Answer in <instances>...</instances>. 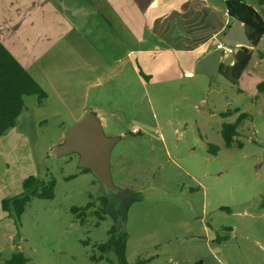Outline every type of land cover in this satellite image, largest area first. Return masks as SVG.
Here are the masks:
<instances>
[{
	"label": "rangeland",
	"instance_id": "374dc122",
	"mask_svg": "<svg viewBox=\"0 0 264 264\" xmlns=\"http://www.w3.org/2000/svg\"><path fill=\"white\" fill-rule=\"evenodd\" d=\"M246 1L264 18V6ZM257 48L249 69L264 77V38ZM39 67L29 70L41 78ZM105 79L87 103L81 96L67 106L54 92L42 103L24 96L15 126L0 137V264L17 252L26 264H117L113 245L99 249L112 227L127 234L129 264H264V91H239L218 72L145 83L131 65ZM88 110L118 137L110 169L123 192L106 208L79 154H56ZM240 112L248 117L228 147L222 124ZM30 175L55 179L54 196H33L21 215L4 211L2 200L21 194Z\"/></svg>",
	"mask_w": 264,
	"mask_h": 264
},
{
	"label": "crops",
	"instance_id": "0c3cea01",
	"mask_svg": "<svg viewBox=\"0 0 264 264\" xmlns=\"http://www.w3.org/2000/svg\"><path fill=\"white\" fill-rule=\"evenodd\" d=\"M225 1L0 0V41L29 65H23L29 73L32 65L42 67L41 78L30 74L45 90V100L54 92L72 106L81 96L87 103L90 87L127 65L145 83L199 74L198 61L225 41L236 20ZM244 45L253 56L258 51V45ZM259 55L264 61V51Z\"/></svg>",
	"mask_w": 264,
	"mask_h": 264
},
{
	"label": "trees",
	"instance_id": "16d2710c",
	"mask_svg": "<svg viewBox=\"0 0 264 264\" xmlns=\"http://www.w3.org/2000/svg\"><path fill=\"white\" fill-rule=\"evenodd\" d=\"M259 4H264V0H258ZM228 14L243 22L248 39L252 46H257L264 37V18L252 4L246 0H226ZM253 57V49L241 45L235 53L234 62H221L219 73H221L237 89L246 92L252 96L264 91V78L248 69V65ZM36 94L38 101L43 102L47 94L40 84L31 76L26 68L18 62L9 48L0 41V137L16 124V119L21 113L24 105V96ZM264 104V101H263ZM238 112L239 109L228 110L223 113L224 116ZM248 117L247 112H240L233 122H224L221 132L226 146H232L235 136L238 134V127L243 120ZM216 152V147H212ZM90 170L89 168H83ZM24 191L14 198L2 200L4 211L15 209L18 215L24 211V207L33 196L41 198H52L54 196L55 179L45 182L35 175L28 176L23 183ZM101 203L106 208L109 203V197L103 194ZM264 204V199H263ZM88 204L85 209L89 208ZM113 245L118 257L117 264H129L126 255L127 234L118 232L115 227L110 229V238L107 242L101 243L99 249L106 251ZM147 259H140L134 264H144ZM27 258L22 252L13 254L12 258L6 264H26Z\"/></svg>",
	"mask_w": 264,
	"mask_h": 264
},
{
	"label": "water",
	"instance_id": "95a60500",
	"mask_svg": "<svg viewBox=\"0 0 264 264\" xmlns=\"http://www.w3.org/2000/svg\"><path fill=\"white\" fill-rule=\"evenodd\" d=\"M225 42L238 46L250 43L241 20H235L226 33ZM221 62V50L213 49L198 61L196 72L219 73ZM117 141L118 137L105 134L100 118L94 112H88L69 129L64 141L57 146L56 154L78 153L79 165L89 168L100 181L103 192L113 198V194L122 189L113 183L110 169L111 151Z\"/></svg>",
	"mask_w": 264,
	"mask_h": 264
},
{
	"label": "built area",
	"instance_id": "2783aa9c",
	"mask_svg": "<svg viewBox=\"0 0 264 264\" xmlns=\"http://www.w3.org/2000/svg\"><path fill=\"white\" fill-rule=\"evenodd\" d=\"M216 48L221 50L222 53V59L229 57L232 54L236 53V47L235 45L223 42H217Z\"/></svg>",
	"mask_w": 264,
	"mask_h": 264
},
{
	"label": "flooded vegetation",
	"instance_id": "af4514ba",
	"mask_svg": "<svg viewBox=\"0 0 264 264\" xmlns=\"http://www.w3.org/2000/svg\"><path fill=\"white\" fill-rule=\"evenodd\" d=\"M121 188V187H120ZM123 192V188L121 189V190H118V191H116L114 194H120V193H122ZM113 194V195H114Z\"/></svg>",
	"mask_w": 264,
	"mask_h": 264
}]
</instances>
